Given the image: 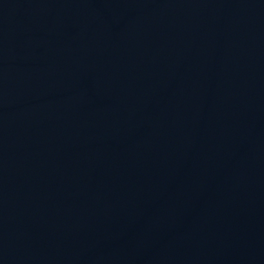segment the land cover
Here are the masks:
<instances>
[{"label":"water","instance_id":"water-1","mask_svg":"<svg viewBox=\"0 0 264 264\" xmlns=\"http://www.w3.org/2000/svg\"><path fill=\"white\" fill-rule=\"evenodd\" d=\"M0 264H264V0H0Z\"/></svg>","mask_w":264,"mask_h":264}]
</instances>
